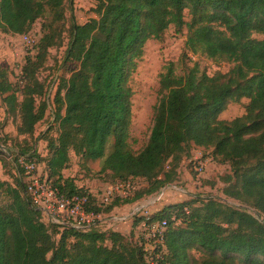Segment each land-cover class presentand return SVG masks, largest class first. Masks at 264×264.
<instances>
[{
  "label": "trees",
  "instance_id": "trees-1",
  "mask_svg": "<svg viewBox=\"0 0 264 264\" xmlns=\"http://www.w3.org/2000/svg\"><path fill=\"white\" fill-rule=\"evenodd\" d=\"M65 3L0 0L3 32L26 35L44 19L38 52L23 67L21 100L0 66V95L9 112L20 114L19 135L33 138L45 119L49 104L38 102L47 92L38 73L50 48L61 46L64 32L70 33L65 63L74 62L77 69L54 96L57 135H49L50 130L41 138L47 142L49 182L64 197H86L88 211L107 214L175 181L182 161L200 151L227 166L206 184L222 183L225 196L259 217L208 195L136 218L128 234L96 229V224L81 228L45 222L20 163L22 157L36 163L40 157L34 144L25 145L11 158L16 180H0V191L8 196L0 203V264H151L135 228L162 220L168 225L163 242L155 245L154 264H264V0H97L98 17L83 24L72 21L69 28ZM170 26L186 34L185 50L160 75L151 134L136 151L129 141L133 91L127 81L146 42L163 39ZM190 53L227 62L229 69L209 74ZM243 98L249 101L242 116L220 119L229 103ZM3 127L0 120V140ZM71 151L84 159L104 158L102 171L114 184L143 178L148 187L99 203L64 176Z\"/></svg>",
  "mask_w": 264,
  "mask_h": 264
},
{
  "label": "rangeland",
  "instance_id": "rangeland-1",
  "mask_svg": "<svg viewBox=\"0 0 264 264\" xmlns=\"http://www.w3.org/2000/svg\"><path fill=\"white\" fill-rule=\"evenodd\" d=\"M96 6L97 0H66V27L69 28L72 21L83 24L91 18H97ZM43 22L44 19L37 20L28 32L33 38L32 43L25 40V34H12L0 30V66L6 69L9 81L13 84L19 100L22 99L21 93L25 83L23 67L27 58H34L38 52V43L44 34ZM69 40L70 33L65 31L62 45L50 48L45 65L38 73V77L44 82L47 91L45 95L38 98V102L45 99L49 104V109L45 119L37 124L33 138L18 134L17 128L21 124L20 114L9 112L6 103L0 95V120L4 123L2 130L3 139L0 140V155L6 157V160L0 161V180L2 181L13 183L18 177L16 165L11 161V158L16 157L17 153L25 145L27 147L34 144L38 150L40 157V160L36 159L38 172L45 176L49 172L46 162L48 153L47 142L41 138L50 130L49 135H57V125L54 120V96L63 79H69L77 69L74 62L65 63V53ZM185 42L186 34L183 32L178 33L174 26H170L166 30L163 39H150L146 42L144 54L138 60L136 68L128 78L127 84L133 91L129 141L136 151L141 150L147 144L151 134L155 107L161 98L160 75L168 62L179 61L185 50ZM189 57L193 61H198L201 67L209 74L229 69V63L214 61L203 54L195 55L190 53ZM178 73H181L180 67H178ZM248 101L247 98H243L239 102L229 103L227 108L220 114V119L232 120L242 116L246 111ZM111 150L112 141L107 146V153ZM70 155L71 163L68 168L63 170L64 176L72 177L78 186L83 187L94 195L99 203H102V197L106 189L114 184L108 174L102 171L104 158L97 160L84 159L77 156L74 151H71ZM191 155V158H186L182 161L175 181L161 187L151 195L144 196L135 203L126 205L128 209L125 213L131 214L127 217L130 221L127 222L124 233L128 234L131 232L132 223L136 218L150 216L167 205L180 203L191 199L190 197L192 196L205 197L215 195L224 202L247 208L249 212L259 217V214L251 207L225 196L221 189L223 187L222 183L218 182L213 187L210 184H206L205 181H211L214 175L225 171L227 169L226 165L218 163L210 155H205L200 151H194ZM198 158L205 163L202 173L195 169V161ZM22 179H26L24 174ZM131 183L133 188L128 195H124L125 197L134 195L135 191L142 187H148V182L143 178L134 179ZM115 196L118 195L115 194L113 198ZM7 200L8 196L3 191H0V203H4ZM136 204L137 208L133 210ZM105 217L106 214L104 213H100L97 216L96 229L108 230L116 227V225H112L113 221L110 218ZM44 221L48 222L49 219L47 220L46 216H44ZM116 221L119 222L121 220L116 219ZM149 226V224L142 222L135 228L134 237L139 242L141 239L145 240L149 261L154 264L156 263L153 259L155 245L162 241L150 236ZM192 253L199 256L196 250H193ZM157 255L158 257L160 256L159 253Z\"/></svg>",
  "mask_w": 264,
  "mask_h": 264
},
{
  "label": "built area",
  "instance_id": "built-area-1",
  "mask_svg": "<svg viewBox=\"0 0 264 264\" xmlns=\"http://www.w3.org/2000/svg\"><path fill=\"white\" fill-rule=\"evenodd\" d=\"M25 40L32 43L33 38L30 34L24 35ZM20 163L24 167L28 180V192L32 202L40 207L52 222L59 224H70L76 227L89 228L96 224V218L100 215L86 208V197L74 195L64 197L59 190L48 180L47 176L38 172V165L33 159L22 157ZM205 163L198 158L195 161L196 171L202 173ZM131 181L119 182L109 186L102 197L103 203L112 200L115 194L126 196L132 187ZM168 225L167 220L156 221L150 227V236L163 242V235Z\"/></svg>",
  "mask_w": 264,
  "mask_h": 264
},
{
  "label": "crops",
  "instance_id": "crops-1",
  "mask_svg": "<svg viewBox=\"0 0 264 264\" xmlns=\"http://www.w3.org/2000/svg\"><path fill=\"white\" fill-rule=\"evenodd\" d=\"M192 154H193V152H192ZM191 157H192V155L188 158H191ZM138 204H140V203H138ZM134 206L135 207L133 208V210H136L137 204ZM127 209H128V206L125 205L122 207H117L113 211H111L110 213L106 214L105 218H110V220L113 221L112 225H116V227H114L113 230L120 231V232H123L124 230H126V226L128 224L127 222L130 221V219L127 217L131 214V213H127V214L125 213ZM47 219H48V216H47ZM116 219H119L121 221L117 222ZM125 219H127V220H125ZM122 220H125V221H122ZM132 227H133V223H132Z\"/></svg>",
  "mask_w": 264,
  "mask_h": 264
}]
</instances>
